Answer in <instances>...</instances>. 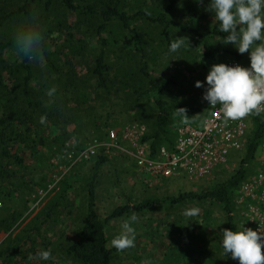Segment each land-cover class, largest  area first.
I'll return each instance as SVG.
<instances>
[{
  "label": "rangeland",
  "instance_id": "rangeland-1",
  "mask_svg": "<svg viewBox=\"0 0 264 264\" xmlns=\"http://www.w3.org/2000/svg\"><path fill=\"white\" fill-rule=\"evenodd\" d=\"M170 1L121 0V7L129 13L141 9L159 12ZM19 3L21 0H0V5L7 10L16 8ZM95 3L100 5V2ZM209 3L210 0H175L168 12L170 20L197 29L206 35L214 49L222 50L206 59L203 58V40L197 35L171 27V42L176 37H186L189 47L165 56L168 47L156 23L137 20L132 24L147 72L166 88L162 96L166 112L158 145L184 124L177 109L186 110L190 125L203 118L207 101L202 99L204 89L195 87V82H205L212 65L231 59L250 63L248 52L239 54L232 44L221 43L227 33L213 32L218 20L209 11ZM41 8L36 13L39 23L51 29L53 68L49 69L42 61L29 62L34 75L31 82L34 100L28 106L24 103L26 114L20 113L23 98L19 93V78L23 75L19 65L24 58L14 45V35L24 20L12 17L0 25V41L13 39L10 48L0 55V91L3 99L11 98L15 102L6 112L11 119L6 126L8 139L0 144V264H83L67 249L79 238L83 227L87 183L97 156L107 159L95 186L97 215L106 219L116 207H128L124 215L109 218L105 223L107 246L114 249L110 264H142L144 260H150L151 264H232V258L224 256L221 247L222 230L227 229L228 221L220 204L187 199L142 210L134 207L148 198L199 193L228 179L238 168L244 149L234 153L226 166L203 178L150 179L135 161L137 153L151 154L149 136L157 130L160 110L151 92L148 93V79L140 72V52L128 30L112 22L103 31L107 40L105 58L111 70L108 89L97 90L91 69L99 51L94 33L99 21L84 22L82 16L74 18L61 4L49 12ZM15 76L17 80L13 85ZM53 87L56 95L49 98L46 93ZM3 107L0 104V114ZM41 116L47 117L44 123L40 122ZM15 119L26 122V126L18 125ZM112 129L117 133V143L108 137ZM94 139L100 143L98 154L70 166L66 143L77 151ZM3 151L7 153L4 156ZM260 164L259 158L246 166L245 179L235 191L231 209L233 231L242 224L264 231V221L256 218L247 201L241 200L242 184ZM191 207H198L200 212L188 218L184 211ZM133 213L138 216L133 225L137 233L135 247L118 251L110 242ZM41 250H51L53 259L40 260ZM261 251L264 254V248ZM29 256L33 259L29 260Z\"/></svg>",
  "mask_w": 264,
  "mask_h": 264
},
{
  "label": "trees",
  "instance_id": "trees-1",
  "mask_svg": "<svg viewBox=\"0 0 264 264\" xmlns=\"http://www.w3.org/2000/svg\"><path fill=\"white\" fill-rule=\"evenodd\" d=\"M95 2H100L97 6ZM21 0L16 8L7 10L4 6L0 5V25L6 22L9 18L18 17L23 18V26L26 17L32 12H36L38 8H41L44 12H49L55 5L61 4L66 13L72 17L77 18L83 17V21L87 20L95 21L98 20L97 27L94 29V33L99 41V51L95 56L93 68L91 73L95 79V88L108 89V77L111 70V66L105 58V45L107 40L103 37V31L107 28L110 23L118 22L121 28L127 29L129 36L133 38L135 45L140 52V72L148 79L149 90L154 98V102L157 104L160 113L156 120V132L150 135L151 139V153L154 154L160 146L171 148L175 137V131L169 133L168 138L160 145L159 133L163 132V116L166 112L165 102L162 99L163 92L165 91V84H161L153 80L151 75L146 70V62L144 60L143 50L139 47V38L137 31L132 24L137 20H145L151 23H156L161 28V37L163 42L166 43L167 47L171 43L170 28L176 27L179 30L188 32L199 36L203 40L204 55L203 58L212 57L214 53H221L222 50L214 49L212 45L207 41L205 34L199 32L197 29L192 28L181 23L172 21L168 17V12L172 10L175 5V0H171L168 6L164 10L155 12L149 9L137 10L133 13H129L123 10L121 7V0ZM40 4V5H39ZM39 5V7H38ZM43 30V58L42 62L49 69L53 68V62L50 57V42H51V29L45 25L39 23ZM220 23L216 22L213 28V32H219ZM69 35L72 36V33ZM13 43V39L7 41H0V55H2ZM71 60V57H70ZM23 69V75L19 78L20 82V96L23 98V109L21 114H26L24 110V103L28 106L32 100L31 82L34 80L33 70L29 61L24 58L22 63L19 65ZM17 77H13V85ZM4 84V83H3ZM3 93L0 91V104L4 105L3 112L0 114V144H4L8 139L6 133V126L10 124V115L6 114L7 109L11 104L15 102L10 100L11 98L3 99ZM16 108V107H15ZM11 109V108H9ZM249 128L246 135V142L244 146V155L240 160L238 168L229 176L228 179L217 182L212 186L203 189L199 193L187 192L180 193L176 197L168 196L163 199L159 198H148L141 201L134 209L142 210L148 207L157 206L162 203L176 204L187 199H198V200H211L222 206L224 213L227 216L228 227L227 229L233 230L232 222V205L235 191L245 179L246 166L249 165L253 160H257L261 155V143L264 140V114L253 112L249 114ZM18 125H25L26 122L21 119L14 120ZM27 121L30 122L28 116ZM12 123V122H11ZM28 126V125H27ZM159 147H158V146ZM3 151L2 156L6 155ZM1 156V157H2ZM107 159L103 156H97L94 165L91 169L89 180L87 183V209L83 227L80 231L79 238L68 246V252L72 254L76 259L81 261L83 264H110V256L114 249H110L107 246V235L105 232V223L109 218L120 217L128 211L127 206L116 207L106 219H101L95 211V186L97 183L98 174L101 167L105 164ZM232 264H238V260L232 259Z\"/></svg>",
  "mask_w": 264,
  "mask_h": 264
},
{
  "label": "clouds",
  "instance_id": "clouds-1",
  "mask_svg": "<svg viewBox=\"0 0 264 264\" xmlns=\"http://www.w3.org/2000/svg\"><path fill=\"white\" fill-rule=\"evenodd\" d=\"M202 2V0H197ZM209 11L219 21V31L227 33L221 40L224 45L232 44L239 54L249 53L248 67L239 64H214L210 67L205 82L196 81L195 87L203 88L202 99L209 107L216 109L225 122L240 120L264 108V0H210ZM43 30L39 15L32 12L25 19L24 26L14 35L17 52L29 62L40 63L43 58ZM189 47L186 37H176L165 56L178 54ZM46 95L52 98L56 88H50ZM184 124L191 123L184 108L177 109ZM46 116L40 117L44 123ZM198 207L184 211L188 218L199 214ZM138 216L133 213L122 225L121 232L111 240V246L118 251L135 247L137 233L133 225ZM221 247L224 256L238 260V264H264V231L240 226L238 230L223 229ZM38 258L42 261L53 259L51 250H41ZM29 260L33 257L29 256ZM142 264H151L144 260Z\"/></svg>",
  "mask_w": 264,
  "mask_h": 264
},
{
  "label": "built area",
  "instance_id": "built-area-1",
  "mask_svg": "<svg viewBox=\"0 0 264 264\" xmlns=\"http://www.w3.org/2000/svg\"><path fill=\"white\" fill-rule=\"evenodd\" d=\"M220 63L227 65L239 64L248 67L249 64L231 59ZM209 69L207 70L208 73ZM216 109L209 107L199 123L195 125L182 124L175 130L171 148L161 146L154 154H139L136 165L145 175L151 178H203L217 169L226 166L231 156L245 146L249 128L248 117L237 121H227ZM255 113L264 114V108ZM108 137L117 143L115 130L108 131ZM70 166L76 162L87 161L98 154L100 143L94 139L83 149L74 150L68 143ZM260 168L252 174L241 186V200L249 203L251 212L258 220L264 221V140L261 143ZM254 208H250V207Z\"/></svg>",
  "mask_w": 264,
  "mask_h": 264
},
{
  "label": "crops",
  "instance_id": "crops-1",
  "mask_svg": "<svg viewBox=\"0 0 264 264\" xmlns=\"http://www.w3.org/2000/svg\"><path fill=\"white\" fill-rule=\"evenodd\" d=\"M206 111H207V107H206Z\"/></svg>",
  "mask_w": 264,
  "mask_h": 264
}]
</instances>
